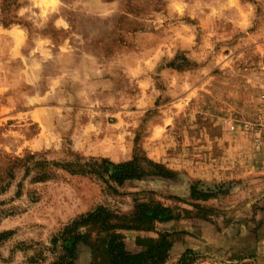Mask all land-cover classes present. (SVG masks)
Wrapping results in <instances>:
<instances>
[{
	"label": "rangeland",
	"instance_id": "1",
	"mask_svg": "<svg viewBox=\"0 0 264 264\" xmlns=\"http://www.w3.org/2000/svg\"><path fill=\"white\" fill-rule=\"evenodd\" d=\"M0 25L19 33L16 45L0 32V264H49L50 239L75 217L140 202L174 218L123 231L126 250L168 232L162 264H264V153L239 126L264 95V0H0ZM112 99L118 159L96 141ZM88 120L98 127L73 146ZM101 159L145 174L118 184L108 165L102 177L67 168Z\"/></svg>",
	"mask_w": 264,
	"mask_h": 264
},
{
	"label": "trees",
	"instance_id": "2",
	"mask_svg": "<svg viewBox=\"0 0 264 264\" xmlns=\"http://www.w3.org/2000/svg\"><path fill=\"white\" fill-rule=\"evenodd\" d=\"M92 171L79 166L67 168L75 173L91 174L102 177L106 165L113 167L108 177L118 184L127 179L140 178L145 174L132 161L113 164L106 159L95 162ZM70 165V166H69ZM192 196H195L192 193ZM174 218L172 209L151 203H138L128 213H116L106 207H98L92 211L75 217L57 232L49 241L47 250L53 254L49 264H76V256L80 247L89 251V264H162L174 243L173 234L157 233L156 237L136 239L140 251L130 252L123 243V231L137 232L155 231L156 225ZM41 253V252H40ZM38 253V254H40ZM41 255V254H40ZM190 258L183 255L180 264H188Z\"/></svg>",
	"mask_w": 264,
	"mask_h": 264
},
{
	"label": "crops",
	"instance_id": "3",
	"mask_svg": "<svg viewBox=\"0 0 264 264\" xmlns=\"http://www.w3.org/2000/svg\"><path fill=\"white\" fill-rule=\"evenodd\" d=\"M262 1V0H260ZM9 27V28H8ZM12 26L8 25V26H4V25H0V32L2 35V39H7V35L5 36V33L8 32L9 34H12L11 36L14 38L12 40V42L16 45H18L19 42L17 40L19 33L16 31L15 33H13V29H11ZM12 31V32H11ZM57 79V77H56ZM61 80V79H58ZM58 82H55L53 85L50 86V89L52 90V88H56L58 85ZM110 86L107 85V90L108 92L106 93V96H108V100H111V98L115 97V88L113 87H108ZM58 89V87L56 88ZM50 90V92H51ZM46 92L42 93V96H45ZM112 101H114V103H112V106L105 108L104 105H102L103 103H101V108H100V112L102 113L101 115V119H100V127L98 129V131L100 132L97 136H96V141L98 143H102L103 144V150L101 151V153L99 154L100 156H104L106 158H110V159H118L120 156H118L116 153V147L118 146V148L120 149L121 147V109H120V104L117 103V101L115 99H112ZM116 101V102H115ZM44 102V101H43ZM56 108V107H55ZM65 110V109H64ZM73 110V109H72ZM71 112H75L72 111ZM264 110L263 106L257 107L256 111L250 112V113H246L245 117L241 120L239 126L241 128H243V124L248 121L249 119H251L254 115H256L258 112ZM92 120H88V122H86V124H82L80 126H78V128H74L72 129V131L69 132L70 134V138H71V142L73 144V146H77L78 144L82 143V139H83V134H85L87 132V130L90 128L89 123ZM88 123V124H87ZM236 123V122H235ZM94 124H96V122L92 123V126H94L95 128H97ZM67 127V125H65ZM133 126V125H131ZM63 128V127H62ZM98 131L96 133H98ZM131 135L130 137L133 138V136L135 135V131L133 132L132 128L130 129ZM242 132V133H241ZM240 132V137H244V139L248 136V133L245 131L243 132V130ZM235 135V134H233ZM142 137L144 139H142V144H147L146 142V137H147V132H145V134L143 133ZM132 141L129 140L128 144H131ZM131 145H128V149H130Z\"/></svg>",
	"mask_w": 264,
	"mask_h": 264
},
{
	"label": "built area",
	"instance_id": "4",
	"mask_svg": "<svg viewBox=\"0 0 264 264\" xmlns=\"http://www.w3.org/2000/svg\"><path fill=\"white\" fill-rule=\"evenodd\" d=\"M264 105V95H260V106ZM230 130H234V123L228 122ZM243 129L249 134L256 150L264 153V110L258 112L243 124Z\"/></svg>",
	"mask_w": 264,
	"mask_h": 264
}]
</instances>
